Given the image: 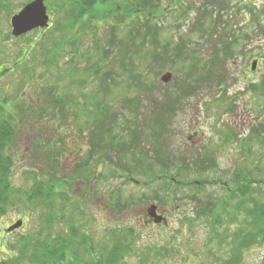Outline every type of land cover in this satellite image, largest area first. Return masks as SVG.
<instances>
[{"label":"rangeland","instance_id":"obj_1","mask_svg":"<svg viewBox=\"0 0 264 264\" xmlns=\"http://www.w3.org/2000/svg\"><path fill=\"white\" fill-rule=\"evenodd\" d=\"M2 1L6 7L0 13V105L8 99V108L15 112L16 137L7 151L12 187L25 194L37 186V181L50 180L51 173L62 179L63 183L56 185H60L62 194L72 198V203L57 233L69 236L67 224L75 209L81 208L84 217L77 226L86 225L96 252L94 257L84 258L87 264L105 263L102 253L105 247L113 248L114 230L135 243L134 250L117 264H139L140 259L148 264L226 261L230 239L220 247L211 240L207 221L196 213L207 202L227 198L230 193L238 195L236 182L240 175L263 181L260 186L254 183L258 190L252 187V197L264 193V0H161L154 18L155 41L150 36L145 39L148 33L141 26L140 36L133 41L125 38L128 27L121 26V12L101 18L98 37L89 29L58 33L54 31L62 20L54 9L58 0H45L52 27L47 34L65 44L64 50H57L59 68L51 71L44 65L46 56L38 47L17 65L22 50L40 31L14 38L11 19L34 0ZM254 8L257 18L249 13ZM114 25L113 34L110 26ZM45 43L52 47L48 41ZM226 45H233L227 53ZM181 55L191 56L187 68L196 64L208 72L200 75L201 69L185 71L177 63ZM255 60L258 65L252 71ZM26 67L32 72H25ZM167 73L172 78L164 83ZM208 74L214 78L208 80ZM85 80L90 83L87 89L80 86ZM252 84L259 85L258 93L250 89ZM56 96L65 101L66 109L65 105L62 109L49 105ZM96 98L108 113L105 119L99 117L101 127H112L104 138L96 136L98 126H92L94 117H98ZM230 132H234L236 140L227 143L225 137ZM193 133L195 142L190 141ZM257 133L260 138L247 146L244 141ZM131 136L135 143H131ZM102 139L103 144L98 145ZM207 149L212 153H203ZM231 150L236 153L234 158H220ZM197 159L202 162L196 167L193 161ZM213 162L218 168H207L205 174L196 172ZM86 167L91 176L84 175ZM178 167L183 170L178 181L185 184L178 185V191L176 185L170 186L166 196L161 192L162 185L168 182L166 175L173 177ZM150 168L153 173L147 171ZM204 180L223 184L209 183L200 193V202H190L188 196L195 193V182ZM142 198L144 203H140ZM118 202L122 207L131 202V206L117 210ZM61 203L63 199L56 198V206ZM31 206L20 205L18 210L8 209L0 215V259L11 261L3 253L5 240L14 241L21 234L44 227L38 218L50 210L42 206L37 208V214ZM154 206L168 225H145V211ZM28 208L30 212L25 213ZM57 211L54 214L59 217L61 213ZM18 220L24 221L23 227L7 234L5 230ZM229 224L221 233L237 231L236 223ZM161 249L169 254H159ZM263 262V247L251 248L243 255L244 264Z\"/></svg>","mask_w":264,"mask_h":264},{"label":"trees","instance_id":"obj_2","mask_svg":"<svg viewBox=\"0 0 264 264\" xmlns=\"http://www.w3.org/2000/svg\"><path fill=\"white\" fill-rule=\"evenodd\" d=\"M159 2H161V0H58L54 4V9L57 14L62 15V20L56 23L54 31H58V33H79L89 29L94 30L95 36L98 37L101 33L102 28L101 25H99V22L102 20L101 18H107L111 13L114 12H121V26L125 25L126 27H128L125 38H129L133 41L136 36H140L139 27L141 26V28H144L148 33V35L145 36V39L150 36L151 40L155 41L157 31L154 26V18L155 13L160 10ZM209 4L206 5L208 9ZM5 7V3L0 0V13L4 11ZM255 10L256 9L254 8L249 13L255 18H257V11ZM261 15H264V9L261 11ZM133 19L135 20L132 21ZM262 26L263 25H261V27ZM115 27L116 25L110 26V29L113 34L116 31ZM51 28L52 27H50L48 30L40 31L39 36L35 37V39L30 42L29 46L22 50V55L19 59V62H17V65L25 62L29 58L30 54L36 49V47H38L40 48V50H42V56H46V60L44 62L46 68L49 71H51V69L54 67L59 68L57 64L60 55L57 50H64L65 44L56 41L55 38L54 41L52 39L53 37L50 34H47L51 33ZM136 32L137 34H135ZM45 41L51 43L52 47L44 45L46 44ZM95 42L96 46L98 44V41ZM232 46L233 45L225 46L226 53L232 49ZM107 53L108 52L103 50L104 55H107ZM33 57L32 58L34 60L38 59L36 54L35 56L33 55ZM190 59L191 56L183 57L181 55L178 58L177 63H180L182 65V68L186 69L185 71L190 72L194 70L198 72L200 65L197 66L196 64H194L191 67L187 68L189 63H191ZM193 59H195V57ZM100 69V65H98L96 68V72L99 73ZM200 69V75H202V73L204 72H208L203 66ZM24 71L30 73L32 72V69H28V67H26ZM130 72L133 76V70H130ZM208 75V80L214 78L213 75ZM81 84L82 85L80 86H82L83 89H87V87L90 85L88 80L82 81ZM250 89L254 93H258L260 91V87L257 84H252L250 86ZM50 95L54 96V94L52 93ZM83 97L86 101L88 100V97L86 95H84ZM92 99L94 100V98ZM9 104L10 101L8 99H4L2 101V105H0V215L7 213L8 209L18 210L20 205H25L27 203L32 205V208H36L35 211L37 210V208L42 209L43 206V209H48L50 210V212L46 215H43L41 213L40 217L38 218V221L43 220L40 224L44 225V227H39V231L29 232L25 235L21 234L19 238L14 241H11L9 239L4 241L3 246L6 251H4L3 253L9 256V259L11 261L4 259V257H1L0 264H87L83 261L84 258L86 256L89 257V255L94 257L96 252L93 245L94 241L86 231V225L82 224L81 226H77L78 223H80V219L84 217V212L81 208L77 207V209H75V214L71 218L70 222L67 224V226L69 227V236H66L64 234L61 237L57 233V228L58 226H60L59 223L63 222V220L67 218V209L70 208L72 203V198L69 197L67 193L62 194L59 189L60 185H56L58 182L62 184V179L57 177L55 174L51 173L49 176L50 180L43 178L42 181H37V186H34V189L32 191H26L25 194L19 190L14 189L9 181V172H11V159L8 156L7 151L12 146L16 137L13 124L15 119V112L14 108H8ZM49 105L59 106L60 108L65 105L66 109L65 101L62 102V100L57 96L56 98H53ZM94 106L96 107V115L98 117H94L92 126H98V133L96 136L104 138V135L108 133V129L112 130V127H108L107 129L106 127H101L102 119L108 117V113L105 107L99 101V99L97 100V98L94 101ZM133 107L134 106L132 105L131 109ZM17 110L20 111V113L22 112L21 110H19V108ZM99 117L102 119H100ZM262 128H264V126ZM109 133L111 132L109 131ZM253 136H255V138ZM134 138V136H131V143H135L136 139ZM225 138L228 140L230 136L227 135ZM256 138H260L258 133L257 135H250L249 138L246 139L244 142H250ZM103 142L104 139L99 141L97 144H103ZM201 162L202 160L197 159L193 161V164L197 167ZM216 167V163L213 162L210 163L207 167L204 166L202 170L198 169L200 170V172L196 170L195 171L200 174H205L208 169H216ZM128 170L131 173L136 171L133 169ZM164 170L167 171V169L165 168ZM83 171L91 176V174H89V167L83 168ZM147 171L153 173V168H150ZM182 171V168L178 167L176 175H174L173 177H168L166 175V179L168 180V182L162 185L163 187L161 188V192L163 191V193H166V196H168L170 192L169 188L173 185H176L177 190L175 191H178V185L185 184L178 181L181 177ZM255 179L256 178L251 179L247 176L243 177L240 175V179H237L236 182L237 188L239 189L237 192L238 195H232V193H230L227 198L207 202L206 205L202 207L200 206L196 213L199 218H204L207 221V224L210 228V234L212 236L211 240H216L217 244L220 247L224 246L227 239H230V241H228L227 243L230 251V256L222 264H244L243 255L245 254L246 250H249L254 247L264 248V193H260L261 195L256 193L255 197H252L251 193L253 189L252 187H254L256 189L255 192H257L258 187L255 186L262 184L259 182L263 181H256ZM132 181L134 180H131L130 182ZM208 181L209 180H206L204 182L201 181L200 185L194 186L195 193L191 196H188V200L190 202H200L198 198L203 188L208 185ZM213 182L218 181L215 180ZM255 182H258V184L255 185ZM89 192H91V190ZM20 196H23L25 200H23ZM58 197L63 199L65 205H62L64 203H61L60 205L56 206L55 200ZM158 198L156 199L160 202H163V199ZM236 200H238L237 204H235ZM140 203H144L143 198ZM117 205L118 207H116V209L118 208L119 210H122L130 207L131 202L125 204L123 207L120 205V202H118ZM56 209L58 210L57 212L61 213L59 217L55 216L54 214ZM30 210L31 208H28V211L24 212H30ZM36 212L37 214H39L38 211ZM239 215L240 217H238ZM147 216L149 219H151L148 213ZM144 218L146 219L145 215ZM241 218L242 221L240 220ZM228 223H230L229 226H233L234 223H236L238 229L235 233H228V231L225 234L221 233V229H225V226ZM145 225L157 226L158 224H156L154 220L150 222V220L147 219L145 220ZM163 225L167 224L163 223L158 226ZM111 233L114 241V246L112 249L106 250L107 247H105V249L103 250L104 253H102V255L103 258H105L104 264H117L120 261L124 260V256L128 255L134 250L133 247L135 243H133V241L128 240L127 237H120V231L114 230L111 231ZM130 236H133L134 239H136V236L132 233ZM163 252L165 253V255L169 254L166 249H161L159 251V254H163ZM139 264L148 263L145 259H140ZM262 264H264V262Z\"/></svg>","mask_w":264,"mask_h":264},{"label":"water","instance_id":"obj_3","mask_svg":"<svg viewBox=\"0 0 264 264\" xmlns=\"http://www.w3.org/2000/svg\"><path fill=\"white\" fill-rule=\"evenodd\" d=\"M50 17L47 13V8L44 4V0H35L29 5H27L19 14L15 15L11 19L12 26V36L19 38L28 34L29 32L41 29L45 30L49 27ZM257 62L253 63L252 70L255 71ZM172 76L167 74L163 77V81L168 83L171 80ZM157 207H151L148 210V214L152 217L156 224H161L165 222V219L162 217H157L156 215ZM23 226V221L20 220L6 230L7 233H12L16 230H19Z\"/></svg>","mask_w":264,"mask_h":264},{"label":"flooded vegetation","instance_id":"obj_4","mask_svg":"<svg viewBox=\"0 0 264 264\" xmlns=\"http://www.w3.org/2000/svg\"><path fill=\"white\" fill-rule=\"evenodd\" d=\"M228 136H229V135H228ZM235 140H236V135L234 134V132H230V138H229L228 140H226V142H227V143H232V142H234ZM190 141H191V142H195V141H197V138H196L195 133L191 134ZM232 146H233V145H232ZM234 148H235V146H234ZM232 151H234V150L224 152L223 155H222L220 158H223V157H225V158H227V159H232V158H234V157L236 156V155H235L236 153H235V152H232ZM203 153H207V154H209V153H212V151H210V150L207 149V151H206V152H203ZM215 153L221 154L220 152H215ZM219 156H220V155H219ZM219 156H217V158H218ZM214 181H215V180H214ZM225 186H227V185L225 184ZM230 190H231V189H230ZM158 215L163 216V213L158 212ZM145 217H146V220L148 219V220H150V222L152 221L151 219L148 218L146 212H145Z\"/></svg>","mask_w":264,"mask_h":264}]
</instances>
